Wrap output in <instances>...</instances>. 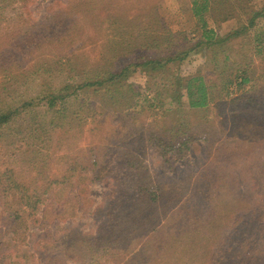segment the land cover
Segmentation results:
<instances>
[{"label": "rangeland", "instance_id": "1", "mask_svg": "<svg viewBox=\"0 0 264 264\" xmlns=\"http://www.w3.org/2000/svg\"><path fill=\"white\" fill-rule=\"evenodd\" d=\"M76 1L24 0L25 6L22 0L0 2L4 9L0 20L2 109L8 104L18 107L24 99H35L46 90L80 82L75 71L89 75L107 56L101 42L113 37L114 26H100L94 18L112 15L115 6L97 12L96 8H78ZM255 1L257 4L263 0ZM160 7L174 38L158 49L137 47L132 53L121 52L118 65L128 63L137 54L174 56L195 44L200 28L192 14L191 0H161ZM233 24H221V32ZM257 28H264V18L257 20ZM76 31L85 34L75 36ZM60 35L64 41L68 38L61 45L57 41ZM26 36L34 39L27 41ZM71 55L75 64L69 66ZM207 55V51L191 50L178 65V75L211 81L214 75L206 64ZM236 59L239 56L232 52L230 60ZM261 70L263 64L258 59L252 69L259 75L257 85H264ZM147 80L145 73L137 70L128 82L140 87L142 99L161 97L158 87L147 90ZM248 85L232 84L217 106L188 109L186 134L173 139L168 132L163 143L156 138L170 126L172 116H161L162 110H158V116L147 117L143 125L129 115L121 128L114 108L102 111L98 97L89 91L79 92L66 99V109L83 118L81 130H65L66 126L55 130L45 127L48 114L42 113L44 104L42 108L41 102L34 101L38 128L34 134L27 136L29 124L21 118L0 129V264H5L13 250L20 249L35 254V260L32 257L23 264H127L129 260L137 264L132 256L138 251L147 255L141 250L142 242L147 240L168 244L169 250H162L154 261L162 264L161 258H166L167 264L171 253L186 249L192 220L207 213L201 209L205 203L185 209L182 203L170 202L171 195H187L190 189H206L208 193L222 189V196H210L215 199L211 207L222 210L224 200H228L233 215H249V202L259 204V199H264V178L258 174L256 164L257 157L261 158L262 170L264 90ZM234 115L248 117L246 120L256 125L255 138L242 132L246 127L234 122ZM237 135L244 140L235 139ZM186 138L190 148L180 145ZM21 143L24 146L15 149ZM72 167L70 174L62 173ZM11 189L45 190L37 209L24 210L25 224L17 234H11V219L3 210L7 201L5 207L14 205ZM220 222L227 224L222 219L212 221ZM230 232L226 228V233ZM11 238L16 239L14 249L5 244ZM195 264H202V260Z\"/></svg>", "mask_w": 264, "mask_h": 264}, {"label": "trees", "instance_id": "2", "mask_svg": "<svg viewBox=\"0 0 264 264\" xmlns=\"http://www.w3.org/2000/svg\"><path fill=\"white\" fill-rule=\"evenodd\" d=\"M4 1L10 0H0V2ZM22 1L24 2V0ZM160 1H76L78 8L84 10L96 8L97 12H103L108 6H115V12L112 15L106 13L103 17L94 18L100 26L104 23L106 25L111 23L114 26L113 37L101 42L107 56L94 67L89 75L85 71H75L80 76L78 83L72 82L64 84L58 89L46 90L35 99H24L18 107L12 104H8L4 109L0 107V129L21 118L22 121L29 124L27 136L34 134L38 128L36 113L33 112L32 107H34V101L38 100L41 105L44 104L45 109L42 113L48 114L46 116L48 121L44 123L45 127L49 126L56 130L58 127L66 126L65 130H81L85 122L77 112L73 113L66 109V99L75 97L74 95L79 92L89 91L102 103L100 107L102 111H107L109 106L115 109L113 112H116L118 119L116 121L122 124L121 128L126 126L124 118L129 115L134 119L141 120L137 123L138 125H143L144 120L150 115L158 116V110H162L161 116L165 115L168 118L171 115L170 126L162 129L161 136L156 138L158 142L163 143V137H166L168 132L172 134L173 139L186 134L184 129H187L186 114L188 109L206 107L209 104L217 106L232 84L237 83L238 86L249 84L248 87L251 89L258 86L260 91L264 90V85H257L259 75L252 72L253 62L259 59L263 64L261 77L264 79V28H257V20L264 18V0L257 3L258 5L255 0H191L192 14L200 28V34L194 45L179 50L174 56H165L161 53H157L155 56L137 54L127 61L128 63H119L118 65V57L121 52L132 53L137 47L148 50L158 49L174 38L175 33L170 31L166 19L161 14ZM25 4L26 2H24V6ZM2 10L4 9L0 6V20L3 18ZM77 20L83 22L81 19ZM229 21L234 22L233 27L222 33L220 25ZM92 25L96 26V24ZM122 26H126V31L121 30ZM82 33L85 34L83 31H76L75 36ZM24 38L27 41L34 39L33 36ZM57 41L61 45L67 42L68 38L64 41V36L60 35L57 37ZM35 42H40V39ZM15 44L13 43V45ZM193 49H196L197 52L202 50L208 52L206 64L210 65L214 75L211 81H207L201 76H191L185 79L178 75V65ZM232 52L237 53L238 60H230ZM220 55L221 58L218 57ZM67 64L69 66L75 64L72 55L67 59ZM70 69L72 70L71 67ZM137 70L145 73L148 79L147 90L158 87L157 90L162 92L161 97L157 95L151 100L145 97L141 98L140 87L128 82L129 77ZM163 77V81H158ZM234 102L235 100H232V103ZM246 119L248 117L233 116L234 122H242L240 125L246 127L242 128V132L255 138L256 125ZM200 126L197 128L200 129ZM234 138L238 141L244 140L241 135ZM188 143L189 138H186L181 140L180 145L190 148ZM23 146L22 143L18 144L15 149ZM260 159L257 157L256 160L260 171L258 174L264 178V166L261 170ZM93 163L90 161V164ZM72 171L73 167L62 173L70 174ZM12 182H14L13 179ZM11 190L12 192L9 194L14 205L5 207L7 201L3 210L8 213V218L11 219L10 228L13 230L11 234L13 232L17 234L19 227L25 224L24 210L34 211L37 209L41 201L40 196L45 193V190ZM222 192V189H214L210 193L206 189L203 191L190 189L187 195L170 196L171 203H182L185 209L197 208L200 204L205 203L201 209L207 213L200 219L192 220L191 227L187 231L189 235L187 240L189 241L186 249L179 253H171L167 264H195L198 260H202V264H264V199H259V204L249 202L250 210L248 209V211L250 214L246 217L245 215L236 216L233 215V207L228 200H224L226 206L222 210H215L211 207V203L215 199L210 196H222ZM174 214L178 215V213ZM217 219H222L227 224L224 225L222 222L213 224L212 221H217ZM226 228L231 229V232L226 233ZM15 240L11 238L10 242L5 243L6 246L14 249L13 241ZM165 244V241L147 240L142 242L141 249L146 251L147 255L138 251L132 257L137 264H156L154 261L164 252L162 250H169L168 244ZM123 246L126 247L127 244ZM13 253L6 257L5 264H23V261H28L32 257L35 260V254L26 249L23 251L21 249L13 250ZM165 259L161 258L162 264ZM49 261L53 262L54 260L49 258ZM123 264H125L124 261ZM127 264L135 263L129 260Z\"/></svg>", "mask_w": 264, "mask_h": 264}]
</instances>
